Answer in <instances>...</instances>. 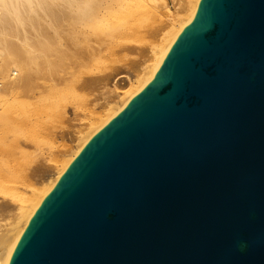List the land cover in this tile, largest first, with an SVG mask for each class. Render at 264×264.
Here are the masks:
<instances>
[{"label": "water", "instance_id": "obj_1", "mask_svg": "<svg viewBox=\"0 0 264 264\" xmlns=\"http://www.w3.org/2000/svg\"><path fill=\"white\" fill-rule=\"evenodd\" d=\"M6 264H264V0H200Z\"/></svg>", "mask_w": 264, "mask_h": 264}, {"label": "bare ground", "instance_id": "obj_2", "mask_svg": "<svg viewBox=\"0 0 264 264\" xmlns=\"http://www.w3.org/2000/svg\"><path fill=\"white\" fill-rule=\"evenodd\" d=\"M199 3L200 0H0L2 124L14 128L28 125L26 118L36 115L37 106L43 103L53 106L50 109H60L59 98L55 102L49 91L54 87L55 75L62 74L65 81L60 67L68 61L66 53H81L83 59L92 62L87 74L75 80L74 91L81 94L69 90L60 95L66 101L83 99L72 104L71 115H83L87 120L78 122L71 131L61 130L63 147L58 149L59 156L35 161L16 181V190L0 188V215L8 216L0 217V264H6L27 222L85 144L154 78ZM135 20L146 21L148 44L139 40L125 43V24ZM125 53L133 56V64L142 60L136 69L128 65ZM143 53L148 57L143 59ZM103 55L109 56L106 63L99 60ZM23 86L31 88L30 99L21 98L15 106L9 105L10 98ZM84 109L89 112L85 114ZM17 188L25 194L21 195Z\"/></svg>", "mask_w": 264, "mask_h": 264}, {"label": "rangeland", "instance_id": "obj_3", "mask_svg": "<svg viewBox=\"0 0 264 264\" xmlns=\"http://www.w3.org/2000/svg\"><path fill=\"white\" fill-rule=\"evenodd\" d=\"M146 25V21L141 20L129 21L125 24V32L127 33L125 43L130 44L131 42H134V40H139L142 44L145 42L148 44L150 37L147 33H144ZM80 54L81 53H66L68 61L60 67L61 73L64 74L65 81L62 80V74L55 75L53 83L54 87L49 91L55 102H57L56 99L59 98V110L50 109L53 106L49 103H43L42 105L37 106L38 108L36 109H38V111L36 115H32V118H26V121L30 122L26 126L23 125L14 128L9 124H2L0 122V188L9 189L10 191L16 190L14 188V185L17 183L16 181L21 179L22 174L27 171L35 161H41L45 158H51L52 156H59L60 153L58 152V149L63 147L59 139V132L61 130L71 131L78 122L87 120L83 115L79 116L78 114L75 118H72L71 115L72 104L77 103L78 101L82 102L83 99L79 98L75 101L71 98H68L67 101L60 99L62 92L69 90L77 92L74 91L76 88L74 86V84H76L75 80L80 76L87 74V71L91 68L92 62L83 59ZM147 57L146 53L142 54L143 59ZM108 59L109 56L106 55L99 60L102 63H106ZM132 59L133 56L125 53V60L129 61L128 65L131 66V69H136L138 63L142 60L140 59L138 63L133 64L131 62ZM47 74L49 75L50 73ZM30 92V87H21L19 92L10 98L9 105L15 106L21 98L30 99ZM77 93L81 94L80 91ZM60 110L64 111L60 112ZM2 112L1 108L0 116ZM84 112L87 114L89 111L88 109H84ZM64 113H66V116ZM70 143L71 142L68 140L67 144L69 145ZM17 191L21 195L25 194L22 189L17 188ZM0 217L5 218L8 216L1 213Z\"/></svg>", "mask_w": 264, "mask_h": 264}]
</instances>
